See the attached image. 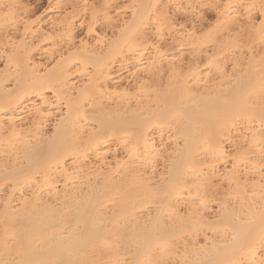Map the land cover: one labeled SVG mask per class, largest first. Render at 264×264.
<instances>
[{
  "label": "bare ground",
  "instance_id": "6f19581e",
  "mask_svg": "<svg viewBox=\"0 0 264 264\" xmlns=\"http://www.w3.org/2000/svg\"><path fill=\"white\" fill-rule=\"evenodd\" d=\"M23 1L0 0V264H264V0H53L45 26Z\"/></svg>",
  "mask_w": 264,
  "mask_h": 264
},
{
  "label": "rangeland",
  "instance_id": "374dc122",
  "mask_svg": "<svg viewBox=\"0 0 264 264\" xmlns=\"http://www.w3.org/2000/svg\"><path fill=\"white\" fill-rule=\"evenodd\" d=\"M28 1H30V0H24L23 2H24L25 4H27ZM49 1H50V0H31V1L29 2V5L27 4V5L30 7L29 9L31 10V11L29 12V16H30V14H31L30 17H31L32 19L30 18V21H31L32 23H34V24L36 23V24H37V23L40 22V21H41V22L44 21V23H45V21H48V22H49V20H50L51 18H53L54 16H56V15L60 12V11L58 12V10L56 9V7H55L56 4H55V5H54V4H51V2H53V0H51L50 3H49ZM91 1H93V0H91ZM56 2H57V0H56ZM56 2H53V3H56ZM96 2H97V3H96ZM126 2H127V1H125V2L123 1V3H125V4H126ZM95 3H96V6L98 7V0L95 1ZM51 5H52V6L54 5V8H52V9H55V10L48 9V8H51ZM121 5H122V4H121ZM123 5H124V4H123ZM126 5H127V4H126ZM126 5H125V6H126ZM57 7H58V6H57ZM59 8L61 9L62 6H60ZM59 8H58V9H59ZM207 8H208V7H207ZM207 8H206V9H207ZM46 9H47V10H46ZM60 9H59V10H60ZM206 9H205V10H206ZM208 9H209V8H208ZM56 10H57V11H56ZM54 11H55V12H54ZM203 11H204V10H203ZM203 11H202V12H203ZM207 11H208V10H207ZM207 11H205V12H207ZM210 11H211V12H210ZM48 12H49L50 14H49ZM114 12H115V11H114ZM114 12H113V14L115 15L116 13H114ZM119 12H120V11H119ZM126 12H127V14H126ZM213 12H216V11H214V10H209V12L205 13V14H207L206 17L204 16L205 14L202 13V14H203V18L205 17V18H206V21H207V22L204 21V23L206 22V24L203 25V27H204L203 29L208 30V28L210 27V25H212V26L215 25L214 23L216 22V19H217V16H216V15H217V14L215 15V14H213ZM56 13H57V14H56ZM130 13H131V12L129 11V9H128V11L125 10V9H122V11L120 12V15L123 16V19L127 20V19H129V17H130ZM211 13H212L213 15H212ZM258 13H259V12H255L254 15H256V16L253 15V19L256 20V22L254 21L256 24H259V23L261 22V15H259ZM32 14H33V15H32ZM43 14H44V15H43ZM54 14H56V15H54ZM128 14H129V15H128ZM208 14H209V15H208ZM42 15H43V16H42ZM53 15H54V16H53ZM179 15H180V14H179ZM51 16H52V17H51ZM122 16H121V18H122ZM177 16H178V15H177ZM182 16H183V17H182ZM119 17H120V16H119ZM212 17H213V19H211ZM115 18H116V17H115ZM176 18H177V20H176V23H177V24L184 25L185 21L188 22V18H187V20L183 19V18H186V16H184V15H182V14L180 15V17L178 16V17H176ZM215 18H216V19H215ZM118 19H120V18H118ZM118 19L115 20V21H116L115 24L117 25V26H116V29H117V27H118V29H119V25L122 23L121 20H118ZM210 19H211V20H210ZM32 20H33V21H32ZM34 20H35V21L37 20V21L35 22ZM38 20H39V21H38ZM42 20H43V21H42ZM204 20H205V19H204ZM258 20H260V21H258ZM117 21H119V22H118L119 25L117 24ZM48 22L45 23V24L43 23L44 26H45L46 24H48ZM212 23H213L214 25H213ZM194 24H195L196 27H198L197 30L200 32V30H199V29H200V28H199V25H198L197 23H194ZM196 24H197L198 26H197ZM208 24H209V27L207 28ZM188 25H189L188 28H191V27H190V26H191V22H189L188 24L186 23L184 26L186 27V26H188ZM205 26H206V27H205ZM212 26H211V27H212ZM83 27H85V26H83ZM102 27L105 28V29H103ZM102 27L100 26V27H97V28H96V30H97L99 33L101 32V34H103V33L106 31V28H107V27H104V26H102ZM206 28H207V29H206ZM85 29H86V28H85ZM102 29H103V30H102ZM116 29H114V31L117 33L118 30L116 31ZM203 29H202V30H203ZM78 30H79V31H78ZM78 30L76 31V32H77L76 34L78 35V37L76 36L77 39H78V38H79L80 40H81V38H82V39H86V34H85V30H84V28H83V29L80 28V29H78ZM112 30H113V29H110V28H109V30L106 31V34H107V35H105V36H106V37L108 36V37H107L108 39H109V38H112L111 35L116 34V33H115L114 31H112ZM202 30H201V31H202ZM109 31H110V32H109ZM102 32H103V33H102ZM111 32H112V33H111ZM84 34H85V35H84ZM84 36H85V38H83ZM77 41H78V40H77ZM45 46H46V45H45ZM42 47H43V46H42ZM43 49H44V47H43ZM44 57H45V56H44ZM40 58L43 59V56L37 58V60H38L41 64H43V61H44V60H41ZM45 58H46V57H45ZM45 58H44V59H45ZM2 61H3V60L0 61V64H1L0 66L3 68L2 63H3L4 61H3V62H2ZM45 61H46V62H44V65L46 64L45 67H46L48 64H49V65L51 64V65L53 66V63H52L53 60H48L49 63H48L47 59H46ZM50 62H51V63H50ZM47 63H48V64H47ZM51 65H50V66H51ZM50 66H47V67L50 68ZM52 66H51V67H52ZM1 67H0V68H1ZM47 67H46V68H47ZM2 68H1V69H2ZM49 68H48V69H49ZM1 69H0V70H1ZM48 126H49V127H48V129H49L48 131H51V130H52V128H51L52 126H51V123H50V122L48 123ZM119 151H120V150H119ZM121 152H123V151H121ZM121 152H120V153H121ZM117 154H118V153H117ZM122 154H123V153H121V155H122ZM119 155H120V154H119ZM119 155H118V156H119ZM159 164L161 165V163H159ZM159 164H158V165H159ZM160 167H162V166H160ZM160 167H159V170L161 169ZM161 170H162V169H161ZM161 170H160V171H161ZM162 171H163V170H162ZM159 173H160V172H159ZM212 207H213V206H212ZM214 207H215V208H213V209H216V205H214ZM149 208H150V207H149ZM212 211L215 212V210H212Z\"/></svg>",
  "mask_w": 264,
  "mask_h": 264
}]
</instances>
